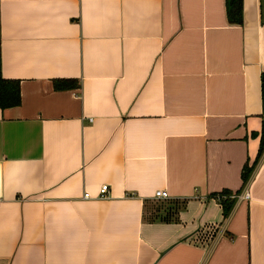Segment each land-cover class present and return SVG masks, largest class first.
I'll list each match as a JSON object with an SVG mask.
<instances>
[{
  "label": "crops",
  "instance_id": "0c3cea01",
  "mask_svg": "<svg viewBox=\"0 0 264 264\" xmlns=\"http://www.w3.org/2000/svg\"><path fill=\"white\" fill-rule=\"evenodd\" d=\"M0 60V264H264V0H0Z\"/></svg>",
  "mask_w": 264,
  "mask_h": 264
},
{
  "label": "trees",
  "instance_id": "16d2710c",
  "mask_svg": "<svg viewBox=\"0 0 264 264\" xmlns=\"http://www.w3.org/2000/svg\"><path fill=\"white\" fill-rule=\"evenodd\" d=\"M226 12L227 18L231 23H242V0H226ZM264 83V81H263ZM77 85L75 81L61 79L54 80V88L57 90H65ZM20 104V82L16 79H6L1 75V60H0V109H6ZM264 147V121L262 123L261 139L256 156V161L261 156ZM253 165L250 167H244L242 173L243 182L246 183L252 172ZM227 195V194H223ZM224 201V200H223ZM220 200L219 202H223ZM225 200L223 203H226ZM228 206H225V213L230 210L232 201L228 202Z\"/></svg>",
  "mask_w": 264,
  "mask_h": 264
},
{
  "label": "built area",
  "instance_id": "2783aa9c",
  "mask_svg": "<svg viewBox=\"0 0 264 264\" xmlns=\"http://www.w3.org/2000/svg\"><path fill=\"white\" fill-rule=\"evenodd\" d=\"M263 106H264V85H263ZM107 192H108V185H102L100 187V196L104 197L107 194ZM84 196L87 197L88 195L85 194ZM154 197L157 199H165L168 197V195H167L166 191L158 190V191H155ZM226 197H227V195H219V196H216V199L218 201H220L222 199H225ZM231 197H234V196H231ZM236 197L246 200V199H249V194L247 193L246 190H244L239 196H236Z\"/></svg>",
  "mask_w": 264,
  "mask_h": 264
}]
</instances>
